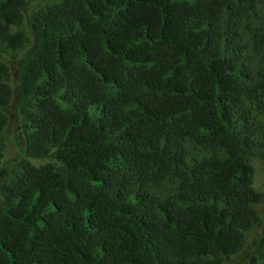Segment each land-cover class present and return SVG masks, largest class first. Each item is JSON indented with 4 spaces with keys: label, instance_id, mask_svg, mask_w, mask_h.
I'll return each instance as SVG.
<instances>
[{
    "label": "trees",
    "instance_id": "1",
    "mask_svg": "<svg viewBox=\"0 0 264 264\" xmlns=\"http://www.w3.org/2000/svg\"><path fill=\"white\" fill-rule=\"evenodd\" d=\"M256 163L264 0H0V264H264Z\"/></svg>",
    "mask_w": 264,
    "mask_h": 264
},
{
    "label": "rangeland",
    "instance_id": "2",
    "mask_svg": "<svg viewBox=\"0 0 264 264\" xmlns=\"http://www.w3.org/2000/svg\"><path fill=\"white\" fill-rule=\"evenodd\" d=\"M16 72L13 69L11 73V80H12V85L16 84ZM19 154V149L17 147V144L14 140V137L11 132H9V139H8V145L4 153V161L5 163H10L14 157H16ZM35 162H43L40 160H34ZM255 166L257 167L256 170V175H255V185L257 189H262L263 188V182H264V173L263 170L260 168V164L256 163Z\"/></svg>",
    "mask_w": 264,
    "mask_h": 264
}]
</instances>
